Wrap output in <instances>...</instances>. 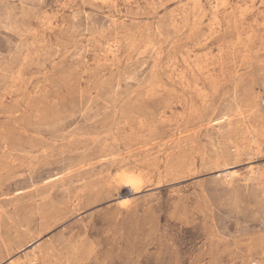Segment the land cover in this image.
Here are the masks:
<instances>
[{"label":"rangeland","instance_id":"1","mask_svg":"<svg viewBox=\"0 0 264 264\" xmlns=\"http://www.w3.org/2000/svg\"><path fill=\"white\" fill-rule=\"evenodd\" d=\"M263 102L264 0H0V264H264Z\"/></svg>","mask_w":264,"mask_h":264},{"label":"bare ground","instance_id":"2","mask_svg":"<svg viewBox=\"0 0 264 264\" xmlns=\"http://www.w3.org/2000/svg\"><path fill=\"white\" fill-rule=\"evenodd\" d=\"M132 182H134V186H137L139 188V181H136V179L134 177H133Z\"/></svg>","mask_w":264,"mask_h":264},{"label":"built area","instance_id":"3","mask_svg":"<svg viewBox=\"0 0 264 264\" xmlns=\"http://www.w3.org/2000/svg\"><path fill=\"white\" fill-rule=\"evenodd\" d=\"M264 103V102H263Z\"/></svg>","mask_w":264,"mask_h":264}]
</instances>
